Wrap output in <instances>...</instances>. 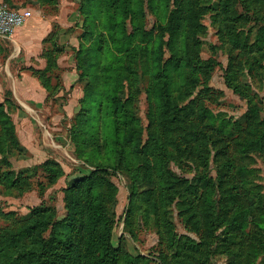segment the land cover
<instances>
[{"label": "rangeland", "instance_id": "obj_1", "mask_svg": "<svg viewBox=\"0 0 264 264\" xmlns=\"http://www.w3.org/2000/svg\"><path fill=\"white\" fill-rule=\"evenodd\" d=\"M10 1L82 97L0 93V264H264V0Z\"/></svg>", "mask_w": 264, "mask_h": 264}, {"label": "crops", "instance_id": "obj_2", "mask_svg": "<svg viewBox=\"0 0 264 264\" xmlns=\"http://www.w3.org/2000/svg\"><path fill=\"white\" fill-rule=\"evenodd\" d=\"M30 10L31 17L16 29L10 45L0 53V93H10L11 101L17 105L20 113L27 115L35 112L36 107L43 106L50 96L36 73L48 67L47 47L51 45L50 39L56 28L61 27L58 40L62 45L65 44L67 30L64 25L67 13L61 11L58 15L49 16L40 7ZM64 60L58 58L57 66L62 69L60 79L63 90L70 92V103L66 108L69 112L71 108L75 111L82 90L76 85L77 73L72 64Z\"/></svg>", "mask_w": 264, "mask_h": 264}, {"label": "built area", "instance_id": "obj_3", "mask_svg": "<svg viewBox=\"0 0 264 264\" xmlns=\"http://www.w3.org/2000/svg\"><path fill=\"white\" fill-rule=\"evenodd\" d=\"M20 7V6H18ZM12 9L4 1L0 2V51L7 47L16 29L21 27L31 17V10L26 8Z\"/></svg>", "mask_w": 264, "mask_h": 264}, {"label": "trees", "instance_id": "obj_4", "mask_svg": "<svg viewBox=\"0 0 264 264\" xmlns=\"http://www.w3.org/2000/svg\"><path fill=\"white\" fill-rule=\"evenodd\" d=\"M4 2L7 3L10 6V8H12V9H16L18 7V5L13 4L10 0H4ZM20 7L21 8H24V6H20ZM53 44H52V51L53 52H47V56H48V67H47V69L45 71H40V72H37L36 73V74H39L40 75L39 78L42 80L44 87L47 89V91L49 93H51L50 91L52 89L50 87V78L52 76V72L51 71H54L56 69H59L58 66H57L58 56H59V54H61V53L64 52V49L63 48L62 49H59L56 44H54V45ZM3 49L4 48H1L0 53L3 51ZM51 53H54L53 56H51ZM47 73H50V75L48 76ZM55 78L58 80V84H59L58 89H60L61 88V85H62L61 79L57 75L55 76ZM56 90H57V88H56ZM7 96L9 98V100L11 101L10 93H7ZM5 105L6 104H4L2 106L0 105V110H2L3 112L5 111V107H4ZM11 105H13V102L12 101H11Z\"/></svg>", "mask_w": 264, "mask_h": 264}, {"label": "water", "instance_id": "obj_5", "mask_svg": "<svg viewBox=\"0 0 264 264\" xmlns=\"http://www.w3.org/2000/svg\"><path fill=\"white\" fill-rule=\"evenodd\" d=\"M18 8H20V7H18Z\"/></svg>", "mask_w": 264, "mask_h": 264}]
</instances>
